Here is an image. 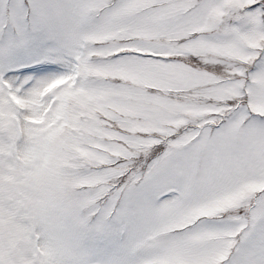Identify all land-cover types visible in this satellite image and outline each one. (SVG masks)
Instances as JSON below:
<instances>
[{"label": "snow or ice", "instance_id": "obj_1", "mask_svg": "<svg viewBox=\"0 0 264 264\" xmlns=\"http://www.w3.org/2000/svg\"><path fill=\"white\" fill-rule=\"evenodd\" d=\"M0 264H264V0H0Z\"/></svg>", "mask_w": 264, "mask_h": 264}]
</instances>
